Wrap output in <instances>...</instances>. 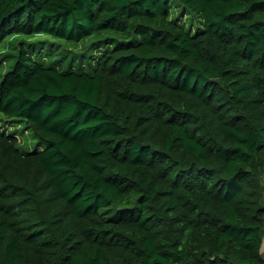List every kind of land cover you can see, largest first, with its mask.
Masks as SVG:
<instances>
[{"label":"trees","instance_id":"16d2710c","mask_svg":"<svg viewBox=\"0 0 264 264\" xmlns=\"http://www.w3.org/2000/svg\"><path fill=\"white\" fill-rule=\"evenodd\" d=\"M175 1L0 0V264H264V0Z\"/></svg>","mask_w":264,"mask_h":264},{"label":"rangeland","instance_id":"374dc122","mask_svg":"<svg viewBox=\"0 0 264 264\" xmlns=\"http://www.w3.org/2000/svg\"><path fill=\"white\" fill-rule=\"evenodd\" d=\"M178 9H179V7L176 5V1L175 0H173V9H172V15L173 16H177V15H179V11H178ZM186 22H187V25H190L192 22L190 21V19H188L187 18V20H186ZM197 26V22H193V27L195 28ZM1 67H3V66H8V62H5V63H2L1 62ZM12 129H14V128H11V130ZM21 134H23L22 132H19V135H21ZM25 137V139H27V140H29L30 141V143H31V147L30 148H32L34 145H36V144H38L39 142H38V140L37 139H35V138H33V137H31L30 136V139H29V137L28 136H24ZM41 144V143H40ZM41 145H43V144H41Z\"/></svg>","mask_w":264,"mask_h":264}]
</instances>
